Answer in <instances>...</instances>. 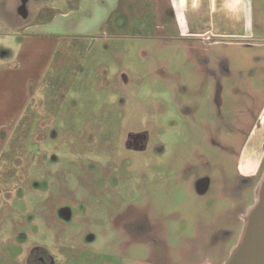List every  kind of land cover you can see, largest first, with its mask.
Listing matches in <instances>:
<instances>
[{"label": "rangeland", "instance_id": "obj_1", "mask_svg": "<svg viewBox=\"0 0 264 264\" xmlns=\"http://www.w3.org/2000/svg\"><path fill=\"white\" fill-rule=\"evenodd\" d=\"M78 1L28 0V14L23 17V0H0V60L13 61L25 35L24 23L41 22L49 18L53 7L67 10ZM126 1L122 0L120 6L125 10L114 15L115 33L106 28L96 36L61 35L62 41L41 86L36 91L32 88L31 105L15 128L4 127L6 140L0 157V264H26L27 250L33 245L49 249L55 256L52 264H145L157 256L154 249L161 251L160 258L171 256L185 264L184 257L187 262L193 259L187 255L193 244L188 235L197 229L196 220L221 221L232 205L221 188L223 175L214 172L210 189L203 193L198 189L201 176L188 167L196 142L203 149L210 147L211 130L207 135L203 128L194 129L197 121L192 115L197 109L205 111L207 121L215 123L213 138L222 143L229 125H222L219 112L224 117L228 115L229 124L235 128L248 121L238 113L246 109L245 99L241 101L233 93L239 86L250 89L247 82L264 80V59L256 60L257 56L264 57V49L223 47L222 63L229 61L233 74L221 83L225 86L224 104L219 111L215 100L218 83L209 79L204 62L195 67L182 57L177 66L158 64L170 51L158 47H166V38L152 36L156 24L165 23L157 15L154 1L131 0L128 8ZM252 13L251 24L263 35L264 0H253ZM261 95L252 99L253 103L263 101ZM157 122L162 128L158 131L166 140L165 178L145 185L148 177L141 178L136 171L144 161L152 160L153 152H128L123 163L133 168L130 178L128 170L115 166L110 151L116 148L108 138L122 136L119 128L130 124L157 130ZM230 132L227 139L238 148L242 137L236 129ZM258 134L256 153L248 152L242 164H255V160L258 163L264 157V128ZM230 163L231 159L224 157L223 164ZM154 190L150 206L146 196ZM68 191H73V196H68ZM135 203L146 209V215L156 218L155 232L163 235L154 246L145 242L148 233L143 229L137 239L124 235L123 224L133 216V209L128 212V207ZM60 204L71 205H67L69 219L63 235L43 226V218L52 213L49 207ZM234 211L236 214V208ZM53 220L57 222L55 217ZM136 221L135 217V224ZM14 224L22 235L16 239L9 233ZM35 224L42 226L34 228ZM25 225L33 228L37 236L31 235ZM238 233L239 228L229 247L236 243ZM71 234L76 236L73 246L64 240ZM8 238L17 240V251L7 246ZM201 244L197 249L201 250ZM64 250L72 258L64 255ZM216 261L214 251L200 255V262Z\"/></svg>", "mask_w": 264, "mask_h": 264}, {"label": "flooded vegetation", "instance_id": "obj_2", "mask_svg": "<svg viewBox=\"0 0 264 264\" xmlns=\"http://www.w3.org/2000/svg\"><path fill=\"white\" fill-rule=\"evenodd\" d=\"M219 38L221 37L210 35L202 41L204 49L207 50L205 51L206 56H201L198 59L197 63L194 64V66L197 67L199 66L200 62H204L207 66L206 69L209 73V79H212V81L218 83V85L215 86V100L217 101L216 104H218L219 107L218 110L221 111L220 109L224 104L223 94L225 87L221 83L230 78L233 73L229 70L228 66L231 64L229 63V61L224 64L222 63L225 60L222 58V56L220 57L219 55L214 54L213 58L210 57L212 55L213 49L218 50V48H216V45L218 44L217 41L219 40ZM235 39L242 40L243 38L236 37ZM240 44L241 47L248 50L252 48L264 49V33L263 35L257 33L256 36L250 40H243V42L239 41V43L236 42L235 46H240ZM263 59L264 57L262 55L257 56L256 58V60L260 62L263 61ZM258 75H260L261 77V74ZM247 81H249L248 78L246 79V82ZM243 82L244 80L240 81V83L242 84ZM247 85L250 86V89L244 90V88L242 89L239 86L238 90H234L233 97L240 98L241 101L242 99H245L244 102L246 104V109H240L238 110V113L248 118V121L246 120V122H243L241 124L242 126L235 128L234 125L231 126L229 124L228 115L224 117L222 116V112L218 113V116L223 121L222 125H224L225 127H228L229 125L228 131L224 134L225 138L223 140V143L221 141L216 142L213 138L214 134L212 133V131H214L215 123L213 125L212 121H207L205 111H200L199 109H197L192 115L193 119L197 121V127H195L194 129L203 128L202 130H205L207 135H209L207 131L211 130L208 140V143H210V147H208V149H203L201 145L196 142V150L192 154V162L188 167H193V173H196L197 176H201L200 178L203 179L202 181L200 179V182H198V189L203 193L207 192L210 189V179L211 175L214 172H218L219 174L223 175L225 178L223 180L221 188L226 191V193L228 194L227 197L231 198L232 205L228 206L227 209L229 210L227 211L226 209V214L220 217L221 221L213 223L210 222V220L206 222L207 220H205L204 218L196 220L195 223L197 225V229L194 233L188 235L190 243L192 242L193 244H191L190 247L192 249H190V252H187V255L192 256L193 259L191 262H187L184 257L185 264H206L200 262V255L201 253H203V251L204 253L214 251L217 258V261L215 263H223L228 258V256L230 255V250L237 244L241 236V232L245 224L246 210H248V208L255 204L257 201L258 187L264 178V157H262L258 163L257 160H255V164H253V162H248V164L247 162H244V164H242V162L248 152H252L251 155L253 153H256L255 146L259 137L258 135L260 134H258V132H260V130L264 128V80L260 79V81L257 82L250 81L246 83V86ZM259 94H262L261 96H263V101L253 103L252 99L258 97L257 95ZM207 95L208 98H211L210 91L209 94L207 93ZM156 124L157 127L155 128H157V130L150 129L148 125H142V127H133L131 126V124L128 126L123 124L124 126L119 128V130L122 131V136L111 139L108 138V140H111L112 143L110 145H113V147L116 148L113 152L110 151L111 158L115 160V166L124 167L126 171L128 170L129 177L131 176L129 175L131 174L130 171L133 170V168L123 163V159L128 156V152H132L135 154L144 152H148L149 154L153 152L152 160L144 161L145 164L139 166L136 171V173L141 178L144 177L145 179L146 176L148 177L147 180L143 182L145 185H150L154 179L158 178L163 180L165 178L163 167H165L164 158L166 157V140L158 131L161 128L160 123L157 122ZM4 129L5 128L1 130L0 134L1 139L5 141L6 135L2 133L5 131ZM231 129H236L238 134L242 137L241 143L238 145V148L234 147V142L231 143L227 139L228 135L231 133ZM216 151L218 153H216ZM224 157L230 158L231 163L227 165L223 164ZM173 163L175 165V159ZM184 163H187V161H185ZM149 170L151 171L150 176L147 175V171ZM132 173L135 174L134 172ZM137 188L139 191L141 190V186ZM155 190L154 192H148V195L146 196L149 202L148 204L150 206H153L154 197L151 195L153 193H156L157 190ZM73 193V191H68L67 194L68 196H73ZM75 202H77V200ZM67 205L71 206L70 204ZM67 205L64 206L63 204H60L58 206H54L53 208L52 205L51 207H49V210H52V213H50L49 215L47 214V216L43 218L46 225H43L45 229H48L50 231L56 230V232H58L60 235H63L65 233L67 224L66 221L69 219V211L67 210ZM235 208L236 214L234 211ZM128 209V212L133 209V216L127 220L128 222H125L123 224L125 229L124 235L130 240L137 239L139 230L143 229L148 233V238H146L145 240L148 245L154 246L156 243H159L163 234L161 235L155 232L156 218L146 215L144 212L146 209L142 208L138 204L136 205V203L131 204ZM72 216L74 217L75 215L72 214ZM54 217L57 219V222H53ZM73 217L71 218V220L73 219ZM135 217L136 220H138L136 221V224ZM223 217L226 219V221L225 219H222ZM16 225L17 224H14L13 226L11 225V229L9 231L10 234H13L15 239L16 237L22 236L20 235V233H18ZM39 225L42 226V224H35L34 228ZM25 227L29 228L31 235L37 236L34 233L33 228L31 229V227L27 225H25ZM238 228V239L232 247H229L230 239L233 236L235 229ZM207 230H209L210 232H206ZM211 232H213L212 235L210 234ZM26 233L28 234L27 231ZM75 238L76 236L71 234L70 236L68 235V238L66 237L64 240L66 244L69 243L70 246H73V244L71 243L75 241ZM58 241L61 240L59 239ZM7 242V246H10L11 250L17 251V240L13 241L8 238ZM198 243H202L201 250L197 249ZM40 252H42V254ZM43 252H45V254H43ZM160 252L161 251L159 249H154V254L157 256H152L151 259L146 260L147 262L145 264H181V260H177L176 258H172L171 256L167 258H160ZM68 253V251L64 250L63 254H66L67 257L72 258V255L70 254L69 256ZM72 254L73 257L77 256L74 253ZM54 261L55 256L52 254V252L49 251V249L42 247L41 245L31 246V248L27 250V255L25 257L26 264H52Z\"/></svg>", "mask_w": 264, "mask_h": 264}, {"label": "crops", "instance_id": "obj_3", "mask_svg": "<svg viewBox=\"0 0 264 264\" xmlns=\"http://www.w3.org/2000/svg\"><path fill=\"white\" fill-rule=\"evenodd\" d=\"M121 1L79 0L67 10L53 7L49 18L41 22L24 23L25 35L13 61L0 60V132L5 126L15 128L31 105L32 88L36 91L41 86L62 41L61 35L96 36L106 28L115 33L114 15L122 8L125 10L120 7ZM130 1H126L127 8ZM153 1L157 15L165 23L156 24L152 36L166 38V47L161 44L158 47L170 51L169 56L158 62L162 66H177L182 57L194 65L201 56H206L202 41L210 35L221 37L216 45L218 50H212L213 58L214 54L222 56L223 47L253 39L258 33L251 24L253 0ZM4 144L0 134V157Z\"/></svg>", "mask_w": 264, "mask_h": 264}, {"label": "water", "instance_id": "obj_4", "mask_svg": "<svg viewBox=\"0 0 264 264\" xmlns=\"http://www.w3.org/2000/svg\"><path fill=\"white\" fill-rule=\"evenodd\" d=\"M28 0H23L20 14H28ZM257 201L247 211L241 236L222 264H264V178L257 191Z\"/></svg>", "mask_w": 264, "mask_h": 264}]
</instances>
